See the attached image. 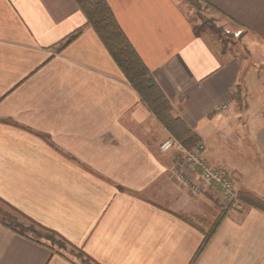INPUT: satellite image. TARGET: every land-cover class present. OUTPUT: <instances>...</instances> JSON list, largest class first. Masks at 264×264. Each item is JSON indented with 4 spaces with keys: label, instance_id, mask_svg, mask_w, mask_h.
Returning <instances> with one entry per match:
<instances>
[{
    "label": "crops",
    "instance_id": "obj_1",
    "mask_svg": "<svg viewBox=\"0 0 264 264\" xmlns=\"http://www.w3.org/2000/svg\"><path fill=\"white\" fill-rule=\"evenodd\" d=\"M106 1L243 207L160 151L172 135L76 0H0V197L97 264H190L204 234L189 221L208 227L225 209L195 264H264V204L248 195L264 202V0H200L219 36L196 33L186 0ZM42 242L0 223V264H83Z\"/></svg>",
    "mask_w": 264,
    "mask_h": 264
},
{
    "label": "trees",
    "instance_id": "obj_2",
    "mask_svg": "<svg viewBox=\"0 0 264 264\" xmlns=\"http://www.w3.org/2000/svg\"><path fill=\"white\" fill-rule=\"evenodd\" d=\"M190 5L199 8L200 0H186ZM79 7L82 9L86 16V26H91L98 34L118 66L136 89L142 101L148 106V108L155 114L157 119L166 127L172 136L180 141L186 148H192L198 143L202 142L201 137L193 131L185 122L179 117H174L172 114V105L161 90L153 78L151 71L145 65L136 52L135 48L129 41L128 37L120 27L111 7L106 0H76ZM207 22L204 24L210 25L212 29H215L214 25ZM196 33H199V28H195ZM83 31V28H79L70 35H68L63 41H61V47L72 42ZM254 200V203L264 204V202L258 197L249 194ZM240 199V194H239ZM241 201V199H240ZM226 210H222L216 220L208 227L197 225L191 221L203 234L204 240L198 248L195 256L190 264H195L196 260L200 257L212 236L216 232L222 218L225 216ZM21 218L27 220L30 225H25ZM0 223L5 225L12 231L26 236L38 243H43L41 238L50 240L52 242V251L62 253L60 250H67L69 253L80 260L83 264H97L88 254L82 249L76 247L60 235L57 231L38 223L4 199L0 197ZM58 244L60 250H55L54 245Z\"/></svg>",
    "mask_w": 264,
    "mask_h": 264
},
{
    "label": "built area",
    "instance_id": "obj_3",
    "mask_svg": "<svg viewBox=\"0 0 264 264\" xmlns=\"http://www.w3.org/2000/svg\"><path fill=\"white\" fill-rule=\"evenodd\" d=\"M240 33H236L238 36ZM228 108L226 103L217 104L215 110L217 112L225 111ZM161 152L175 151L181 156L187 167L192 170L196 169L203 181V184L214 185L221 191L223 201L229 208L243 207L239 199V190L237 183L232 177L231 173L220 166L210 164L205 157V145L203 142L198 143L192 148H186L174 136H169L164 139L159 145ZM177 177L186 184L191 183V176L185 170L177 171ZM195 192L201 191L200 184L192 185Z\"/></svg>",
    "mask_w": 264,
    "mask_h": 264
},
{
    "label": "rangeland",
    "instance_id": "obj_4",
    "mask_svg": "<svg viewBox=\"0 0 264 264\" xmlns=\"http://www.w3.org/2000/svg\"><path fill=\"white\" fill-rule=\"evenodd\" d=\"M200 5L201 6L199 8L193 6L194 12L192 13V17L191 18H192L194 24L196 25V27L199 28L200 30H204L205 29V30L213 31L212 28L210 27V25H208V24H204L205 26H201V24H203V22H207V21H209L208 23L211 24V25H214V24H213L212 20L210 18L206 17L205 14H204V12H205L204 11V8H205L204 3L200 2ZM213 33H216V32L213 31ZM216 34L219 36L218 32ZM221 36H222V34H221ZM223 36L227 37L226 39H229L227 41H230V42H232V40L234 39L233 38L234 37L233 34H227L226 32H225V34H223ZM185 171L187 172V169ZM21 221H23L24 224L27 225V226L30 225L27 220H24V219L21 218ZM41 240L45 241V242H48L50 245H52V242L50 240H46L44 237L41 238ZM53 247H54L55 250L56 249L60 250V248H58L60 246L57 243ZM64 251H67V250H63V252ZM68 252L69 251H67L66 253L68 254Z\"/></svg>",
    "mask_w": 264,
    "mask_h": 264
}]
</instances>
